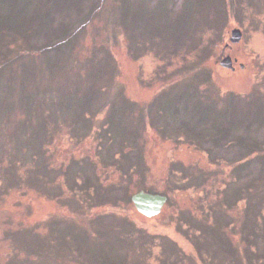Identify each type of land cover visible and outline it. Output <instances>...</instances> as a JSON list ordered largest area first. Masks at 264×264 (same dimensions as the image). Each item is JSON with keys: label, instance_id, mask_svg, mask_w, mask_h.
I'll list each match as a JSON object with an SVG mask.
<instances>
[{"label": "rangeland", "instance_id": "obj_1", "mask_svg": "<svg viewBox=\"0 0 264 264\" xmlns=\"http://www.w3.org/2000/svg\"><path fill=\"white\" fill-rule=\"evenodd\" d=\"M31 4L0 8V264H264V0Z\"/></svg>", "mask_w": 264, "mask_h": 264}, {"label": "water", "instance_id": "obj_2", "mask_svg": "<svg viewBox=\"0 0 264 264\" xmlns=\"http://www.w3.org/2000/svg\"><path fill=\"white\" fill-rule=\"evenodd\" d=\"M242 38V32L238 28H234L230 32L229 41L237 44ZM221 67L234 70L233 61L230 56H225L220 62ZM242 69L243 65H239ZM167 197L161 194H152L145 191H138L131 196V201L136 210L145 217H154L158 215L165 204Z\"/></svg>", "mask_w": 264, "mask_h": 264}, {"label": "trees", "instance_id": "obj_3", "mask_svg": "<svg viewBox=\"0 0 264 264\" xmlns=\"http://www.w3.org/2000/svg\"><path fill=\"white\" fill-rule=\"evenodd\" d=\"M57 1V0H56ZM200 2V1H199ZM198 2V4H200ZM18 4V9L15 8V5ZM72 4V3H70ZM30 7H34L33 4H31V0H0V8H4L5 12L4 14L6 15L3 21H1L8 29L12 31V36H15L16 33H19V29L16 25V18L19 17L21 18L22 12H25L26 10L30 9ZM23 9V11H22ZM194 8H189L190 15L195 13L196 10H193ZM133 16V15H132ZM168 22V21H167ZM0 26H2L0 24ZM188 37H192L189 36ZM199 49L198 44L196 45V50ZM200 53V52H197ZM163 111H160V115H162ZM241 139L243 138H238L235 140V145L239 146L242 148L240 145ZM249 146V142H247ZM222 145V144H221ZM221 145H218V147H221ZM161 194V193H160Z\"/></svg>", "mask_w": 264, "mask_h": 264}]
</instances>
